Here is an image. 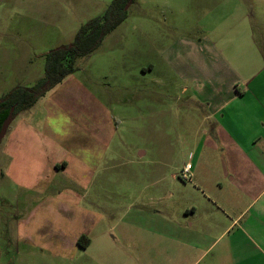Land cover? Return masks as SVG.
<instances>
[{"label":"rangeland","instance_id":"1","mask_svg":"<svg viewBox=\"0 0 264 264\" xmlns=\"http://www.w3.org/2000/svg\"><path fill=\"white\" fill-rule=\"evenodd\" d=\"M112 1L0 0V99L18 86L35 87L45 76V54L71 44ZM160 1L135 0L100 48L78 61L76 77L111 111L114 136L100 166L31 190L0 179V264H192L188 249L161 238L175 231L165 221L185 218L187 198L204 202L188 220L194 231L212 213L194 178H183L186 166L193 177L208 145V107L185 90L189 83L160 51L185 37L235 38L228 32H236L239 11L264 53V0ZM211 156L206 162L216 161Z\"/></svg>","mask_w":264,"mask_h":264},{"label":"crops","instance_id":"2","mask_svg":"<svg viewBox=\"0 0 264 264\" xmlns=\"http://www.w3.org/2000/svg\"><path fill=\"white\" fill-rule=\"evenodd\" d=\"M163 1L171 7L170 0ZM233 15L239 21L228 34L235 38L185 37L160 51L189 83L185 90L208 107V145L191 172L194 190L212 213L194 231L188 220L198 217L197 205L204 202L187 198L192 204L185 218L165 221L175 231L161 238L175 250L188 249L192 264H264V53L248 18L241 20L239 11ZM79 78L69 76L18 115L26 114L23 118H14L0 144L2 181L31 190L74 169L91 175L100 166L113 141L111 111L100 92ZM205 155L216 161L206 162Z\"/></svg>","mask_w":264,"mask_h":264},{"label":"trees","instance_id":"3","mask_svg":"<svg viewBox=\"0 0 264 264\" xmlns=\"http://www.w3.org/2000/svg\"><path fill=\"white\" fill-rule=\"evenodd\" d=\"M131 0H113L104 15L82 25L75 40L45 54V76L35 87L18 86L0 99V130L12 107L14 118L31 109L49 91L74 75L78 61L92 56L105 38L116 30L127 18L126 6ZM135 0H132L134 3Z\"/></svg>","mask_w":264,"mask_h":264},{"label":"water","instance_id":"4","mask_svg":"<svg viewBox=\"0 0 264 264\" xmlns=\"http://www.w3.org/2000/svg\"><path fill=\"white\" fill-rule=\"evenodd\" d=\"M131 4H132V0L126 6V10H128L130 8ZM14 112H15V107H12L8 117L6 118V120L2 124L1 130H0V144H1L2 140L5 138L12 122L14 121Z\"/></svg>","mask_w":264,"mask_h":264},{"label":"built area","instance_id":"5","mask_svg":"<svg viewBox=\"0 0 264 264\" xmlns=\"http://www.w3.org/2000/svg\"><path fill=\"white\" fill-rule=\"evenodd\" d=\"M189 170H190V166H187L185 168V176L183 177L186 181L187 180L192 181V176L190 175Z\"/></svg>","mask_w":264,"mask_h":264}]
</instances>
